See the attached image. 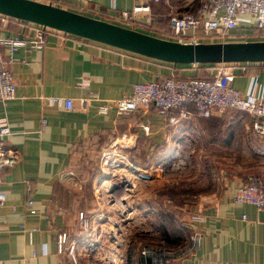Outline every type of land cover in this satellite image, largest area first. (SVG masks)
Returning a JSON list of instances; mask_svg holds the SVG:
<instances>
[{"label":"crops","instance_id":"1","mask_svg":"<svg viewBox=\"0 0 264 264\" xmlns=\"http://www.w3.org/2000/svg\"><path fill=\"white\" fill-rule=\"evenodd\" d=\"M135 3L57 0L54 5L123 26L120 12L130 11ZM196 11V0H161L151 3L149 12L138 13L137 25L131 29L175 40L157 30L166 31L172 14ZM237 22L223 42L264 40V36L245 37L255 29L252 17L241 14ZM32 34L23 23L0 18V41L28 40ZM7 51L0 43V52ZM9 70L16 83L15 96L0 101V118L10 130L4 145L17 149L20 158L0 172V190L6 195L0 206V264H67V256L57 252L60 232L75 243L77 264H104L99 259L102 252L91 250L89 243L107 239V226L120 218L119 203L123 204L124 196L135 197L136 180L126 174L129 183L124 187L97 185L105 173L89 164L104 151L134 162L187 159L190 153L200 160L226 159V167L232 170H220L215 177L218 183L199 196L202 219L193 227L200 231L199 245L190 259L176 264H264V210L234 202L237 188L248 175L264 183V138L253 133L250 116L245 113L231 135L232 128L225 133L218 125L220 118H226L229 127V111L209 117L192 115L175 124L153 107L122 117L113 107L106 114L97 112L100 101L130 94L135 83L158 81L172 71L177 77H189L199 70L57 32L46 36L41 49L15 50ZM233 87L264 94V63H234ZM47 96L71 98L73 109L43 105L41 99ZM83 97L91 99L86 111L80 107ZM123 135L127 137L121 139ZM237 143L242 144L241 163L236 162ZM79 175L89 176V183L77 182ZM26 181L31 185L35 213L25 206ZM79 211L89 219V232L78 225ZM136 264L146 262L138 257Z\"/></svg>","mask_w":264,"mask_h":264},{"label":"built area","instance_id":"2","mask_svg":"<svg viewBox=\"0 0 264 264\" xmlns=\"http://www.w3.org/2000/svg\"><path fill=\"white\" fill-rule=\"evenodd\" d=\"M46 3L54 5L57 0H44ZM130 11L120 12L119 19L123 26L131 28L136 26V15L138 13L149 12L151 3H158L161 0H135ZM200 14L192 13L172 14L168 19L166 31L158 33L174 38L183 43L214 42L230 38L231 31L237 28V16L241 14L249 15L254 19L255 29L245 37L264 36V0H199ZM2 20H12L23 23L25 27L32 31L30 39L25 40L20 37L3 39L1 44L8 47L6 53L0 52V101L12 99L15 96L16 83L9 70L12 62V54L18 48L41 49L45 43L46 36L51 32L64 33L50 27L36 23L19 20L0 14ZM67 34V33H64ZM70 35V34H68ZM264 63V62H261ZM196 70H214L213 78L195 79L177 77L175 71L169 76L154 82L135 83L131 87L130 94L124 95L116 100L107 102L100 101L97 105L99 114H106L113 107L116 115L129 116L134 111L142 108L153 107L159 114L168 117L169 122L177 123L180 119H187L192 115L198 117H209L212 114L222 115L230 110H237L246 113L251 117V129L253 133L264 138V94L256 95L252 88L241 92L233 87L234 63H218L201 67L198 64H190ZM91 99L83 97L80 99L81 110L86 111ZM43 105L58 106L64 109H73V100L59 96H47L41 99ZM45 120L42 119V123ZM146 130V127H143ZM10 133L5 119L0 118V172L12 168L20 158L17 149H9L4 145V137ZM127 136H121L125 139ZM102 158L112 156L111 167L113 170L125 168L128 173L139 181L150 180L151 174L143 169L144 166L137 162L129 161L124 157H118L104 151ZM120 179L127 181L126 175L121 174ZM1 182V176H0ZM27 198L26 209L30 213H35L33 199L31 197V185L25 182ZM6 199V195L0 190V206ZM234 202L237 204H250L259 210H264V183L262 179L255 175H248L237 188L234 195ZM202 219L200 212L191 216L189 228L191 230L188 244L175 247L171 250L162 249L155 252L143 249L141 254L152 260L153 264H176L179 261L190 259L198 247L201 234L194 229L195 224ZM79 227L85 231H90V223L87 215L83 211L77 214ZM115 225V224H114ZM120 230L115 226L111 229L108 238L118 237ZM30 233V231H29ZM115 239L113 241H115ZM57 252L67 256V264H77L78 257L75 243L69 242L66 232L57 235ZM90 249L92 250L91 243ZM105 264H123L122 253L115 245L108 249L105 255ZM151 262V264H152Z\"/></svg>","mask_w":264,"mask_h":264},{"label":"rangeland","instance_id":"3","mask_svg":"<svg viewBox=\"0 0 264 264\" xmlns=\"http://www.w3.org/2000/svg\"><path fill=\"white\" fill-rule=\"evenodd\" d=\"M219 41L216 40V42ZM240 147H242V144L237 143V163H241ZM135 162L144 166L143 169L147 170L152 178L148 181L136 179L135 197L133 195L127 199L124 196L123 204L119 203L120 218L114 223L115 225L110 223L107 226L108 231L114 229L115 226L120 230L119 234H116L118 239H115V237L108 238L106 233L107 239L105 238V241L103 239L99 243L91 241L92 250L102 252L99 259L104 264L106 262L105 255L108 254V249L112 245H115V248L122 253L123 264H136L138 257L143 258L146 264H151L152 260L141 254L143 249L155 252V250H171L188 244L191 233L189 228L191 216L199 212V196L209 191L213 184L218 183L215 177L220 174V170L223 168L232 170L230 167H226L228 165L226 159L214 158L210 160L206 158L200 160L192 153L188 155L187 159ZM111 164V161L108 162L107 158H102L101 154L89 164L91 168L99 170L101 168V172L105 173L104 176H100L96 184L110 185L108 189H112L111 186L115 184L124 187L129 182L122 181L120 179L121 174L128 175L130 173L125 168L120 169V171L113 170L110 168ZM112 173H114V176ZM76 180L79 183L87 184L89 183V176L79 175ZM190 186L203 189L209 188L203 192H194L187 195L179 194L178 190L180 188ZM170 187L175 189L174 195H169L168 190ZM129 191L131 192L130 189ZM124 194L126 195V192ZM129 194L131 195V193ZM163 215L171 216V225H180L181 240L167 244L160 237L159 223L164 218ZM114 239L115 241H113Z\"/></svg>","mask_w":264,"mask_h":264},{"label":"water","instance_id":"4","mask_svg":"<svg viewBox=\"0 0 264 264\" xmlns=\"http://www.w3.org/2000/svg\"><path fill=\"white\" fill-rule=\"evenodd\" d=\"M0 14L172 64L264 62V40L183 43L37 0H0Z\"/></svg>","mask_w":264,"mask_h":264},{"label":"trees","instance_id":"5","mask_svg":"<svg viewBox=\"0 0 264 264\" xmlns=\"http://www.w3.org/2000/svg\"><path fill=\"white\" fill-rule=\"evenodd\" d=\"M196 8L197 11L193 13V15L198 16L200 14V2L199 0H196ZM179 65H188V64H179ZM199 66L205 67L209 66L211 64H198ZM179 77V76H178ZM183 78H195V79H212L213 78V73L207 70H199L194 73V75L189 76V77H183ZM230 115L232 116L231 119L229 120L230 124L229 127L227 126L228 120L226 118H220L218 120V125L220 126L221 130H223L225 133L230 129L231 135L232 133L238 129V124L241 120V118L245 117V113L237 110H232L230 111ZM211 119V118H210ZM224 126V127H223ZM235 133V132H234ZM230 135V136H231ZM228 138H225L224 140L226 141ZM136 148V147H135ZM140 148V147H139ZM207 166V164H205ZM209 187L206 189L203 188H195V187H187V188H180L178 190L179 194L181 195H187L190 193H197V192H203L204 190L206 191ZM169 195H174L175 189L173 187L169 188ZM164 218L161 219V223H159V229H160V237L167 243L171 244L173 242H176L178 240H181V229L180 225H171V216L169 215H163ZM180 223V222H179Z\"/></svg>","mask_w":264,"mask_h":264}]
</instances>
